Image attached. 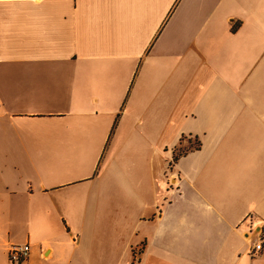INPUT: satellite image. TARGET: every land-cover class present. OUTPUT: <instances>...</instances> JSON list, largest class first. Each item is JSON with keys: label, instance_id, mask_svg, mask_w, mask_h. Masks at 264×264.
<instances>
[{"label": "crops", "instance_id": "obj_1", "mask_svg": "<svg viewBox=\"0 0 264 264\" xmlns=\"http://www.w3.org/2000/svg\"><path fill=\"white\" fill-rule=\"evenodd\" d=\"M263 227L264 0H0V264H264Z\"/></svg>", "mask_w": 264, "mask_h": 264}, {"label": "built area", "instance_id": "obj_2", "mask_svg": "<svg viewBox=\"0 0 264 264\" xmlns=\"http://www.w3.org/2000/svg\"><path fill=\"white\" fill-rule=\"evenodd\" d=\"M264 247V227L259 233V238L250 250V256L254 257L263 250ZM30 254V245H11L8 248L9 264H24Z\"/></svg>", "mask_w": 264, "mask_h": 264}, {"label": "trees", "instance_id": "obj_3", "mask_svg": "<svg viewBox=\"0 0 264 264\" xmlns=\"http://www.w3.org/2000/svg\"><path fill=\"white\" fill-rule=\"evenodd\" d=\"M198 146H199V145H198ZM196 149H198V147H196ZM188 152H189L188 149H186V150H185V149H181V150H179L178 152H175L174 157H173L172 164H173V163H176V162L180 159V157L186 155ZM146 245H147V242L144 241V242L142 243V245H141L142 250L137 251V250H136L137 248H134V249L132 250V256H133L132 264H140V260H141L140 257H141V255L143 254V252H144V250H145V248H146ZM138 253L140 254V257L138 256Z\"/></svg>", "mask_w": 264, "mask_h": 264}, {"label": "rangeland", "instance_id": "obj_4", "mask_svg": "<svg viewBox=\"0 0 264 264\" xmlns=\"http://www.w3.org/2000/svg\"><path fill=\"white\" fill-rule=\"evenodd\" d=\"M141 245H142V244H140L139 246H136V247H135V248H137V249H136L137 251L142 250ZM138 256L140 257V254H139V253H138ZM141 257H142V255H141ZM141 257H140V258H141ZM129 262H130V260H128V261L126 262V264H130Z\"/></svg>", "mask_w": 264, "mask_h": 264}]
</instances>
